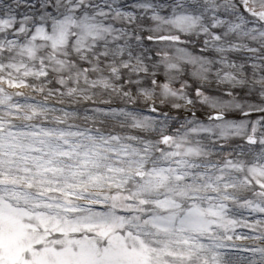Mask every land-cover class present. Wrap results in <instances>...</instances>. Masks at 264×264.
<instances>
[{
  "label": "snow or ice",
  "instance_id": "obj_1",
  "mask_svg": "<svg viewBox=\"0 0 264 264\" xmlns=\"http://www.w3.org/2000/svg\"><path fill=\"white\" fill-rule=\"evenodd\" d=\"M0 264H264V0H0Z\"/></svg>",
  "mask_w": 264,
  "mask_h": 264
}]
</instances>
